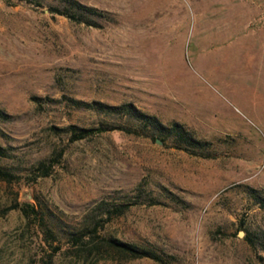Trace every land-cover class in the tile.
<instances>
[{
    "label": "rangeland",
    "instance_id": "374dc122",
    "mask_svg": "<svg viewBox=\"0 0 264 264\" xmlns=\"http://www.w3.org/2000/svg\"><path fill=\"white\" fill-rule=\"evenodd\" d=\"M76 1L99 15L0 0V167L17 177L0 180V264H43L23 202L57 233L49 264H264V0ZM71 99L132 104L203 146ZM68 125L114 130L71 143ZM108 237L160 260L95 262Z\"/></svg>",
    "mask_w": 264,
    "mask_h": 264
},
{
    "label": "trees",
    "instance_id": "16d2710c",
    "mask_svg": "<svg viewBox=\"0 0 264 264\" xmlns=\"http://www.w3.org/2000/svg\"><path fill=\"white\" fill-rule=\"evenodd\" d=\"M29 2L36 4V6H42L46 4L48 10L51 14L64 16L69 20L81 23V22H91L86 21L92 16H98V12L95 8L86 7L80 4L76 0H29ZM91 24V23H89ZM71 102L77 106H84L88 109H92L99 113L110 115V114H125L129 118H132L139 123H141L146 128L153 130L158 135H163L165 137H172L176 140L177 143L185 145L191 148H199L203 146L202 143L196 141L191 134L178 123H173L170 126H164L159 122L156 117L146 115L135 108L132 104H126L122 106H109L100 102L93 101L91 103H83L80 101H75L71 99ZM6 114L0 110V120H5ZM62 130L63 133L69 136V142L73 143L80 141L86 138H91L94 136L101 135L107 131L114 130L109 129L108 127L98 126V127H89L81 128L76 125H68ZM184 147V148H187ZM7 156L6 148L0 145V159ZM58 157L61 156L58 154ZM56 159V158H55ZM54 159V160H55ZM46 165L45 163H40L35 168L34 179L35 178H47L51 175L54 162ZM17 177L9 172L6 169L0 167V180L6 183L13 182ZM124 206V205H121ZM115 205L113 207L114 212L117 214L121 213V207ZM20 211L22 216L27 220V223L36 230V235L41 237L42 251H41V262L43 264H49L54 255H56L61 247L53 245V242L57 239V233L53 230L52 227H49L46 223L45 213L40 210L36 205L29 202L19 203L12 207ZM112 214H107L104 221L111 219ZM98 229V222L94 219L84 221L83 225L78 232H69L71 234V242L77 245H83L84 238L87 235L94 236ZM88 254L95 257V262L99 260H121V259H142L147 258L151 260L158 261L160 256L149 249H144L138 247L134 244H129L123 241H120L113 237H108L102 240L100 244H94L91 249L88 251Z\"/></svg>",
    "mask_w": 264,
    "mask_h": 264
},
{
    "label": "water",
    "instance_id": "95a60500",
    "mask_svg": "<svg viewBox=\"0 0 264 264\" xmlns=\"http://www.w3.org/2000/svg\"><path fill=\"white\" fill-rule=\"evenodd\" d=\"M158 143H160V141H158ZM242 234H243L242 232L239 233L240 236H242Z\"/></svg>",
    "mask_w": 264,
    "mask_h": 264
}]
</instances>
